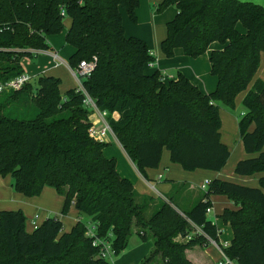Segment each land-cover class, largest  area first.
<instances>
[{
    "label": "trees",
    "instance_id": "trees-1",
    "mask_svg": "<svg viewBox=\"0 0 264 264\" xmlns=\"http://www.w3.org/2000/svg\"><path fill=\"white\" fill-rule=\"evenodd\" d=\"M140 0H0V81L24 73L22 61L33 49L51 50L48 36L70 20L66 42L75 48L69 65L92 61L91 74L80 76L118 141L140 172L160 165L164 148L187 171L222 170L231 150L222 141L220 103L234 108L238 95L256 76L264 52V6L242 0H163L162 11L178 9L167 23L162 50L176 48L188 56L211 52L215 91L204 93L183 73L162 80L148 73L155 61L148 44L127 36L122 9L136 21ZM242 26V29L240 28ZM37 84L0 92V174L11 175L14 188L26 196L44 187L64 196L63 213L74 206L90 217L96 236L87 235L82 219L70 232L59 216L33 231L23 210L0 211V264H110L96 238L110 241L116 255L127 249L134 232L154 239L142 264H192L186 251L220 242L221 231L210 220L212 195H226L237 206L219 216L233 238L223 249L237 264H264V80L258 78L243 99L240 138L250 155L238 161L240 175L261 174L258 186L215 178L190 210L173 196L159 202L141 195L106 156L107 142L93 138V111L79 88L61 92L62 80L42 74ZM117 113L119 117L114 118ZM175 185V184H174ZM176 184L175 187H177ZM156 204L152 215L149 209ZM202 230V233L198 231ZM186 242L178 237L187 238Z\"/></svg>",
    "mask_w": 264,
    "mask_h": 264
},
{
    "label": "crops",
    "instance_id": "crops-1",
    "mask_svg": "<svg viewBox=\"0 0 264 264\" xmlns=\"http://www.w3.org/2000/svg\"><path fill=\"white\" fill-rule=\"evenodd\" d=\"M162 1L163 0H140V5L136 10V21H133L129 13L125 9H122L126 35L143 39L148 44L150 52L155 56L154 63H150L146 67V71L148 73L159 71L162 76L165 77V81L178 79V75L181 72L204 93L215 91L218 85V77L211 72L212 63L210 55L214 49L222 48V45L218 42L213 43L210 49L199 57L186 55L182 48H176L172 57L166 56L162 50V42L167 37V23L176 16L178 9L176 6H171L159 11L158 4ZM51 47L53 49L42 51L32 57H25L23 59L22 65L24 71L31 77V80L33 78L36 79L42 74H47L59 77L63 81V73L60 71L61 64L67 65L72 71V67H70L69 63L62 58L61 50H58L53 46ZM53 51L57 52L65 63H61L59 60L55 59L52 54ZM71 52H75L74 47L71 48ZM263 53L264 52L261 53V56ZM258 78L260 77H258L257 72L248 89L241 92L236 98V104L237 100L243 101L247 92L252 88L253 83ZM220 112L222 118V141L229 147L232 154L235 148L233 146L234 141L239 139V141L242 142L239 132V121L241 117H237L235 114L231 115L227 110L223 111L221 107ZM244 112L245 111L242 112V116ZM113 117L117 119L119 115L115 113ZM91 120L94 124L98 125L99 128L102 127L101 117L98 113H93ZM105 142L108 143V146L104 150L106 156L116 159L120 174L130 179L134 183L135 189L141 195L151 196L156 202H159L161 198H166L165 196L171 195L184 210H190L204 197L206 189H203L202 186L206 181L218 178L222 180H232L248 186L259 185L261 174L240 175L235 172L233 168L238 159H236L235 163L233 162L230 168H226V165L220 171L207 169L187 171L182 165L174 163L171 160L170 151L167 148H164L163 150L160 165L156 168H147L145 175H143L116 137L111 134L105 139ZM236 148L239 152V159L250 157L246 152L244 145L237 146ZM176 184H178L177 187H175ZM211 201L213 204L212 211L208 216L210 220L218 226L222 235L224 227H228L229 229L232 228L227 226L219 216L226 208L236 209L237 206L226 195H212ZM64 202V196L50 186L44 187L42 192L37 196H26L14 188L11 175L3 176L0 174V211L23 210L26 216V228L28 231H33L46 219L53 216H59L62 219L65 232H70L79 220L82 219L84 221V215H81L74 206L69 209L68 213L64 214L62 212ZM156 206L157 205L154 204L149 209L150 215H152ZM230 234L231 237L229 240H232V230L230 231ZM192 235L193 234H190L187 238L180 236L177 240L186 242ZM221 235L220 242L222 244H229L231 242H222ZM140 237L142 238V236ZM143 241L148 242V244L135 246L130 254L124 253V256L122 255L118 258H114V264H124L129 262L130 264H137L142 262L143 259L154 249V239L151 236L148 235V240L143 239ZM149 242L151 243L150 246ZM186 253L192 264H195L194 258H197V264H218L220 259L217 247L211 242L208 246H196L188 249ZM132 254L133 256L131 260H127L128 256Z\"/></svg>",
    "mask_w": 264,
    "mask_h": 264
},
{
    "label": "built area",
    "instance_id": "built-area-1",
    "mask_svg": "<svg viewBox=\"0 0 264 264\" xmlns=\"http://www.w3.org/2000/svg\"><path fill=\"white\" fill-rule=\"evenodd\" d=\"M42 51H46L43 49H33L32 52L36 55L39 52ZM53 56L55 59L59 60L61 63H65V61L59 56V54L57 52H52ZM96 57L92 60V61H87V60H83L79 67L77 69H73L72 71L75 74V76L78 78L79 81V89L82 90V92L86 95V99H85V104L88 106V108L90 110L94 112H98L99 116L101 117V125L102 127L99 128L98 125L96 124H92V126L89 129V133L90 135L95 138L96 140L99 141H104L105 139L109 136V135H113L114 137H116L112 127L110 126L109 122L107 121V112L106 111H101L98 107L97 104L95 102V100L87 93L81 77L80 76H86L91 74L92 70L95 67V61H96ZM71 67V66H70ZM162 80L165 81V77L162 76L161 77ZM31 81V77L27 74V73H22L21 75L12 78L6 82H2L0 81V92H5V91H13V90H20L22 89L28 82ZM117 138V137H116ZM209 181H206L202 188L203 189H207ZM212 211V208H209L207 210L208 214ZM89 226V225H88ZM198 231L200 233H202V230L198 228ZM87 235L94 237L96 236V228L94 226V224L92 223V225L89 226L88 231H87ZM211 243H213L217 249L218 252L220 254V259L218 261V264H237V262L235 260H233L232 258H230L224 251V247L227 246V243H217L215 240H210ZM95 245H100L101 246V256L106 258V259H111L116 253L115 250L112 248L111 242L104 240L102 238H96Z\"/></svg>",
    "mask_w": 264,
    "mask_h": 264
},
{
    "label": "rangeland",
    "instance_id": "rangeland-1",
    "mask_svg": "<svg viewBox=\"0 0 264 264\" xmlns=\"http://www.w3.org/2000/svg\"><path fill=\"white\" fill-rule=\"evenodd\" d=\"M242 1L253 2V3L261 4L264 6V0H242ZM171 6H175V5H171ZM171 6H169V7H171ZM69 26H70V21L67 19V20H65V27L60 33L49 36L50 45L53 46L54 48L58 49V50H61L62 58L64 60H66L68 63L70 62V58L73 55L72 54L73 52H71V48H73L72 45H69L66 42V34H67V30H68ZM240 28L242 29V26H240ZM61 65L63 67L62 66L60 67V71H61V73H63V77L65 79V80L63 79V81H62L61 92L65 93L69 89L79 88V86H80L79 81H78L77 77L75 76V74L69 69V67L67 65H64V64H61ZM258 77L264 79V53L261 56L260 68L258 70ZM31 82L35 85V84H37L38 80L33 78L31 80ZM66 85H67V88H66ZM220 107L222 108L223 111L227 110L231 115L235 114V115H237V117H242V112L245 111V106L243 105V101H239V100H237V104L235 105L234 108H228L227 106H225L222 103H220ZM94 113H98V112L96 111ZM233 146L235 148H234L232 154L230 155L231 158L229 157L230 159L228 161V164H226L227 165L226 168H230V166L233 164V162L235 163L236 159H238L236 164L238 163L239 160L244 159V158H240V159L238 158L239 152L237 151V148H236L237 146H243V143L241 141H239V139H236L234 141ZM236 164L233 168L234 170H235ZM228 181H232V180H228ZM232 182H235V181H232ZM84 221L86 223H88V225L92 224L90 217H88V216H84ZM226 225L231 228L230 225H228V224H226ZM231 230L232 229H229L228 227H224L222 235H221L222 242H230L231 241V239L229 240V238L231 237L230 236ZM143 244L146 245V244H148V242H144L143 239L139 236V234L137 232H134L127 249H125L124 251H122L118 255L115 254L111 259H109V263L114 264V262H113L114 258H118L119 256H122L124 253L130 254L131 250L135 246L143 245ZM150 245H151V243L149 242V246ZM133 254L129 255L127 260H131ZM197 262H198L197 258H194V263L197 264ZM124 264H130V262L124 263ZM137 264H142V262H139Z\"/></svg>",
    "mask_w": 264,
    "mask_h": 264
}]
</instances>
